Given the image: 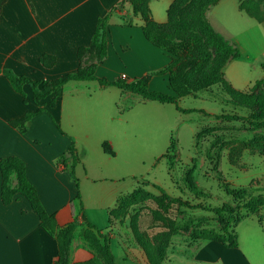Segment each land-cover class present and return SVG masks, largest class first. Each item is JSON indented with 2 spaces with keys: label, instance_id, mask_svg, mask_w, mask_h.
Wrapping results in <instances>:
<instances>
[{
  "label": "crops",
  "instance_id": "0c3cea01",
  "mask_svg": "<svg viewBox=\"0 0 264 264\" xmlns=\"http://www.w3.org/2000/svg\"><path fill=\"white\" fill-rule=\"evenodd\" d=\"M121 1L7 0L0 17V70L11 69L20 76L50 82L86 69L97 59L85 57L81 62L78 55L80 48L91 44L99 19ZM153 1L156 0H150L149 3L153 19L161 24L166 23L168 15L157 16L152 7ZM222 1L212 6L207 13L210 23L218 31L210 19V13ZM243 1H238V10L247 14L240 9ZM172 2L167 0L168 9ZM258 9L262 21L251 18L264 26V0L259 1ZM143 25L142 19L133 14L129 4L112 13L108 54L99 65L97 75L111 81L125 75V80L129 82L150 75L151 90L171 93L167 76H162L164 82H159L157 87L158 78L151 75L165 68L170 59L146 38ZM44 55L56 57L53 67L47 68L41 63ZM233 61L230 60L224 67L225 78L235 89L248 91L255 82H243L236 75H229V66ZM74 83L69 82L64 87L63 96L55 108L47 106V111L33 118L26 132H23L12 127L10 122L37 110L33 92L29 86H25L24 98L0 74V164L9 157H17L25 163L28 180L36 188L46 212L56 218L60 228L73 222L83 224L84 215L98 231L113 236L116 229L114 224H110V212L121 195L128 192L127 183L133 176L128 161L119 159V155L132 146V142L127 139L128 122L124 118L134 108L119 110L117 101H113L116 92H107L109 89H119L117 87H103L96 81ZM165 83L168 89H164ZM119 90L125 95H136ZM112 106L117 109H112ZM57 122L62 131L57 128ZM71 138L75 139L73 143ZM105 145L114 152L113 155L105 151ZM73 146L79 155H83L75 167L78 184L60 162L65 157L71 163L70 149ZM13 185L19 186L17 177ZM4 192L0 168V264H54L59 251L56 235L43 226L27 199L18 195L16 199L5 203ZM247 219L236 227L239 248L226 249L222 244L208 242L185 250L183 257L189 262L180 263L264 264V241L262 246L255 248L254 240H244L239 234L241 225ZM260 228L264 233L261 225ZM114 241L112 237L116 263L128 264L131 253L124 248L118 250L122 255L117 257ZM87 259V253L80 252L74 262Z\"/></svg>",
  "mask_w": 264,
  "mask_h": 264
},
{
  "label": "rangeland",
  "instance_id": "374dc122",
  "mask_svg": "<svg viewBox=\"0 0 264 264\" xmlns=\"http://www.w3.org/2000/svg\"><path fill=\"white\" fill-rule=\"evenodd\" d=\"M238 1L223 0L213 7L210 19L241 54L229 66L228 74L236 75L243 82L247 80L254 83L262 79L264 74V26L241 13ZM152 7L157 16H167V0L153 1ZM184 17L182 10L178 13L182 25ZM155 73L151 75L157 76L154 78H158L156 85L159 87V82L163 79ZM164 85V89H168L167 84ZM109 90L108 93H117L114 94L113 101H117L119 110L134 108L124 118L129 123L126 124L127 139L132 142V146L119 155V159L128 161L130 174L133 176L127 183L128 192L121 195L112 209L115 214L110 224H114L116 229L113 236L89 229L85 222L76 224L69 246L70 264L90 260L95 264H109L100 232L111 240L112 237L115 238L117 257L122 255L118 250L126 248L131 253L128 264H150L145 250L133 233L134 219L140 233L153 250L162 246L165 235L169 234L162 264L189 262L183 257L185 250L212 242L206 239L207 234L222 235L220 218L202 208H234L236 204L228 195L227 189L249 188L252 194H264V146L239 149V142L253 138L255 131L245 122L215 117L234 112L233 107L226 103L228 96L218 86L200 93L190 92L187 88L189 95L181 99L180 105L185 109L197 110L189 114L179 112L172 104L143 101L139 96L125 95L119 89ZM111 108L117 109L116 106ZM134 114L136 116L133 118ZM73 140L75 141L71 138L72 143ZM7 173L4 184L6 198L12 201L18 195L24 197L19 192V186L13 185L14 179L18 178L17 170L10 167ZM158 188L164 189L173 198H181L189 206L174 207L168 213H162L163 217L155 215L156 211L162 212L156 201L161 196ZM195 206L202 208H194ZM241 214L245 215L247 211L243 210ZM262 214L264 216V210L261 216ZM236 227L233 226L232 230L236 231ZM239 234L244 240H254L255 248L262 246L264 241V233L255 216H248L241 225ZM80 252H86L89 259L74 262Z\"/></svg>",
  "mask_w": 264,
  "mask_h": 264
},
{
  "label": "trees",
  "instance_id": "16d2710c",
  "mask_svg": "<svg viewBox=\"0 0 264 264\" xmlns=\"http://www.w3.org/2000/svg\"><path fill=\"white\" fill-rule=\"evenodd\" d=\"M220 1L222 0H173L167 12L168 20L166 23L161 24L152 17L149 6L150 0H122L107 15L99 19L91 44L88 47L80 48L78 55L81 62L85 57L97 59L95 63L86 69L66 74L50 82L35 80L28 76H20L11 69L0 70V74H3L11 83L13 89L24 98H26L24 87L29 86L33 92V101L37 106L36 111L28 112L25 116L12 120L10 122L11 126L26 132L28 123L36 116L47 111V106L50 109L55 108L58 100L63 96L64 87L69 82L96 81L103 87H117L126 92L139 95L146 101L175 105L176 109L184 114L197 111L185 109L180 105L181 99L188 96L189 91L196 93L208 92L212 87L218 86L228 96L229 99L226 103L233 107L234 112L216 115L215 117L226 121L245 122L250 129L255 131L253 138L239 142L240 150L252 146H260L262 148L264 146V78L256 81L248 91L235 89L225 78L224 67L230 60L238 59L241 54L238 48L220 31L216 30L208 19L207 13L209 9ZM259 1L261 0H244L240 5V9L245 11L250 17L262 21L258 9ZM6 2L7 0H0V17ZM126 4L131 6L136 17L142 19L146 38L168 55L169 64L155 74L168 77L171 93L152 91L149 87L150 75L130 82L122 77L111 81L100 78L97 75L99 65L106 60L108 54V31L111 15ZM182 10L185 13L184 25L180 23L178 18V13ZM41 63L45 67L51 68L56 63V57L44 55L41 58ZM187 88L190 90L188 91ZM201 112L206 113L204 111ZM57 127L62 131L59 125ZM104 148L106 152L111 155L114 154L107 145ZM70 155L71 163L65 157H62L60 162L65 165V170L78 184L79 180L75 175V167L83 155H79L74 146L70 149ZM231 161L234 162L233 159ZM10 167L17 170L19 192L31 203L43 226L56 235L59 251L54 264H70L69 246L76 228V222L63 228L58 226L56 218L46 212L36 188L28 180L25 163L17 157H9L1 161L3 190L7 180V171ZM158 189L161 192V196L156 201L162 212L156 211L155 215L163 217L162 213H168L174 207L189 206L181 198H173L164 189ZM250 192L252 191L249 188L227 189L228 195L232 198L233 203L236 204L234 208L228 206L214 208L208 206L204 208L202 206L194 207L216 214L222 222V235L207 234L206 239L222 244L226 249H237L240 245L239 235L232 230L233 226L239 225L248 216L255 215L258 217L260 225L264 228V218L261 216V212L264 210V194H252ZM78 198L81 201L80 194ZM3 201L5 203L11 202L10 199L6 198L5 194ZM243 210H246L247 214L242 215L241 211ZM81 211H83L82 201ZM235 211H237L236 214L234 213ZM114 212V210H111V216L115 214ZM226 214L227 217L225 216ZM83 219L89 229L98 231L84 215ZM132 229L139 245L145 250L149 263L162 264L169 241V234L165 235L161 243L165 247L158 246L153 250L140 233L136 219L132 222ZM100 237L103 239V249L108 263L115 264L111 238L101 232ZM75 264H95V262L90 260Z\"/></svg>",
  "mask_w": 264,
  "mask_h": 264
},
{
  "label": "built area",
  "instance_id": "2783aa9c",
  "mask_svg": "<svg viewBox=\"0 0 264 264\" xmlns=\"http://www.w3.org/2000/svg\"><path fill=\"white\" fill-rule=\"evenodd\" d=\"M121 77H122L123 79H126V76H125V75H122Z\"/></svg>",
  "mask_w": 264,
  "mask_h": 264
}]
</instances>
